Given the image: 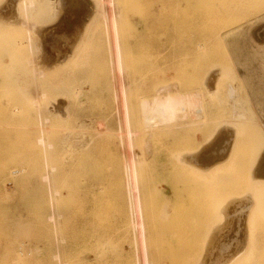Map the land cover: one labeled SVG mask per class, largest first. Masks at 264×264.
Masks as SVG:
<instances>
[{
  "label": "rangeland",
  "instance_id": "1",
  "mask_svg": "<svg viewBox=\"0 0 264 264\" xmlns=\"http://www.w3.org/2000/svg\"><path fill=\"white\" fill-rule=\"evenodd\" d=\"M20 2L0 0V264H264V0Z\"/></svg>",
  "mask_w": 264,
  "mask_h": 264
},
{
  "label": "bare ground",
  "instance_id": "2",
  "mask_svg": "<svg viewBox=\"0 0 264 264\" xmlns=\"http://www.w3.org/2000/svg\"><path fill=\"white\" fill-rule=\"evenodd\" d=\"M53 0H50V2H52ZM47 0H21L20 2V7L22 9V12H23V15L26 17V19H29L32 17L33 14H39L41 15V13H45L46 9H47ZM33 14H32V13ZM38 12V13H37ZM104 22H103V31H104V34L105 36L108 38L109 37V26H108V23H107V20H109V18L107 17L106 14H104ZM24 26V25H23ZM27 27V26H26ZM23 35H25L24 37H26V42L28 45H30L32 43V36H33V33L28 29H25L24 32H22ZM33 68V66H32ZM37 105V103H36ZM170 105V106H169ZM38 106V105H37ZM176 107L177 105L174 103V102H171V101H166L165 103L162 102V104L160 103V105H158L157 108L153 109L152 110V114L153 116L150 118L151 120H156L157 123H163L164 121L166 122L168 120V116H174V113L176 111ZM38 108V107H37ZM180 111H184L185 108L182 106L179 108ZM170 115H169V114ZM194 113V112H193ZM192 113V114H193ZM195 113L197 115H199L201 113V110L200 109H196L195 110ZM39 132H40V144L42 145V148L44 149V152L46 153V151L48 150V144H47V128L45 127V125L42 124V126L40 127L39 129ZM126 134L127 136L131 137V132L129 131H126ZM186 154V153H185ZM46 159V157H45ZM182 162L188 164V165H193L195 160L194 158H192L190 155H184L183 159H182ZM46 176H45V179L46 180H50V170H49V165H48V162L46 160ZM253 177H251L252 179ZM129 181V180H128ZM130 186L128 187V189L130 190V196L132 195V190H131V187L133 186V182L135 181L134 180V176L130 177ZM262 186V185H261ZM51 187V185H50ZM257 188V189H256ZM255 193L259 196H262L264 195V185L263 187H258V185L255 187ZM52 194V193H51ZM51 196V195H50ZM51 199V198H50ZM55 200V199H54ZM52 202H54L53 200H51ZM261 201V200H260ZM260 201L258 202L260 205ZM264 202V200H262ZM255 202V201H254ZM226 204V203H225ZM222 205V203H221ZM227 205V204H226ZM259 205V206H260ZM54 209V213L53 215L51 216V220L54 221V222H57L55 221L57 219V216L55 215V208H54V204L52 203L51 205ZM219 206V205H218ZM219 208V207H218ZM217 208V210H218ZM264 208V207H263ZM58 226V225H56ZM55 226V227H56ZM58 228V227H57ZM54 236H55V241L58 243L59 240H60V235H59V232L57 231L56 233H54ZM239 256H241V253L239 254H236V256L229 262V264L233 262H239V261H242V259L238 258ZM56 257V256H55ZM58 258V256H57ZM58 260V259H57Z\"/></svg>",
  "mask_w": 264,
  "mask_h": 264
}]
</instances>
